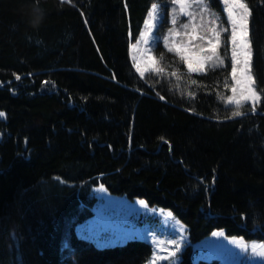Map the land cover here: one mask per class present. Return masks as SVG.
Returning a JSON list of instances; mask_svg holds the SVG:
<instances>
[{"label": "trees", "instance_id": "obj_1", "mask_svg": "<svg viewBox=\"0 0 264 264\" xmlns=\"http://www.w3.org/2000/svg\"><path fill=\"white\" fill-rule=\"evenodd\" d=\"M156 1L0 0V264H146L144 240L76 234L98 188L169 211L179 264H227L192 259L215 230L264 241V0H243L261 98L240 116L228 64L190 72L157 44L164 76L134 71Z\"/></svg>", "mask_w": 264, "mask_h": 264}, {"label": "rangeland", "instance_id": "obj_2", "mask_svg": "<svg viewBox=\"0 0 264 264\" xmlns=\"http://www.w3.org/2000/svg\"><path fill=\"white\" fill-rule=\"evenodd\" d=\"M187 2L193 5L189 11L199 13L195 0H187ZM240 2L245 4L243 0ZM204 4L206 5V15H195V19H192L188 15L181 14L179 5L173 3L172 0L154 2L146 16L139 37L129 44L131 65L141 78L148 74L163 77L164 71L161 69V62L154 55V47L157 44H161L167 50L171 48L172 52L177 53L188 70L189 64H191L190 72L208 71L228 64L232 85L225 104L236 106L235 103H229L228 100L232 97H240L244 94L245 88L243 84L236 85L232 77L233 26L227 11H225L227 4L224 0H217V3H213V0H204ZM154 6L157 8L156 18L149 30L147 22L149 13L152 12ZM174 18L176 19L175 25L172 23ZM212 19L216 20L214 27L219 32V46L216 48L215 55L209 51L211 47L209 40L215 41L216 39L215 35L208 31V28L212 27L208 22ZM182 24H189V28H182ZM172 29H175L174 35H170ZM246 29L247 36L244 39L247 48L238 47L236 50L240 53L241 60H247V71L253 78L249 15L246 18ZM165 38H167V43ZM237 39L240 40L239 32ZM222 47L224 51L221 50ZM209 56L212 59H207ZM240 79V73L237 72V80ZM233 86L237 88L235 93L232 91ZM253 88L256 90L254 78ZM257 94L260 96L258 91ZM244 104L254 107L257 103L253 104L251 100H247L242 101V105ZM95 195L97 201L93 208L94 215L76 226L78 236L92 241L99 247L123 243L132 238L142 239L152 247V254L146 264H170L169 253H176V257L180 260V253L188 244V239L184 226L169 211L149 207L140 199L128 200L125 197L110 195L103 188L95 189ZM175 242L180 244L178 252ZM253 245H264V241L227 237L223 231L215 230L197 243H193V259L216 258L227 264H252L253 261H264V255L259 254V251H264V249H259L257 253H254Z\"/></svg>", "mask_w": 264, "mask_h": 264}, {"label": "snow or ice", "instance_id": "obj_3", "mask_svg": "<svg viewBox=\"0 0 264 264\" xmlns=\"http://www.w3.org/2000/svg\"><path fill=\"white\" fill-rule=\"evenodd\" d=\"M173 3H176L179 5L180 13L183 15H188L190 18L195 19V15L199 14H205L206 15V5L204 4V0H195L197 7L199 8V13H195L194 11H189V9H192L193 5L191 3H188L187 0H172ZM224 2L227 4V8L225 11L228 13L229 20L232 23V43L234 46V50L232 53V77L233 80L236 82V85L243 84L245 88L244 94H242L240 97H232L229 98V103H235L237 110L233 112L234 116H240L241 112L239 109L242 107V101L251 100L253 104H256L260 100V96L257 94V91L253 88V78L250 74H248L247 71V60H241L240 59V53L237 52V48H247V43L245 41V37L247 36V29H246V18L249 15L247 6L240 2V0H224ZM239 10V11H237ZM157 8L156 6L153 7L152 12L149 13V20L147 22V27L150 30L153 25V21L155 20ZM238 17V19H237ZM172 23L176 24V19L174 18ZM209 25H212V27L208 28V31L212 32L216 39L215 41L209 40V45L211 46L209 48V51L215 55L216 48L219 46V32L216 31L214 25L216 24V20L212 19L209 22ZM182 28L187 29L189 28V24H182ZM238 32L240 34V40L238 41L237 36ZM175 34V29L170 30V35ZM147 40L145 39V43ZM165 42L167 43V38H165ZM172 50L171 48L169 49ZM207 59H212L211 56L207 57ZM221 63H223L221 61ZM189 70H192L191 64H189ZM237 72L240 73L241 79L237 80ZM195 83V81H193ZM237 90L236 86H233L232 91L235 93ZM0 115H3V113H0ZM174 239V237H173ZM175 247L177 252L180 250V244L179 242H175ZM259 249H264V245H253V252L257 253ZM260 255H264V251H259ZM170 264H179L178 257H176V253H169ZM168 258V257H166ZM250 259V258H249ZM252 264H264V261H253Z\"/></svg>", "mask_w": 264, "mask_h": 264}, {"label": "clouds", "instance_id": "obj_4", "mask_svg": "<svg viewBox=\"0 0 264 264\" xmlns=\"http://www.w3.org/2000/svg\"><path fill=\"white\" fill-rule=\"evenodd\" d=\"M35 11L39 12V9H35ZM40 18L42 19V13H40ZM29 23H31V21H29ZM34 26H38V25H34Z\"/></svg>", "mask_w": 264, "mask_h": 264}, {"label": "bare ground", "instance_id": "obj_5", "mask_svg": "<svg viewBox=\"0 0 264 264\" xmlns=\"http://www.w3.org/2000/svg\"><path fill=\"white\" fill-rule=\"evenodd\" d=\"M93 208H94V206H93ZM92 211H93V210H92ZM192 251H193V249H192ZM192 259H193V253H192ZM193 261H196V260L193 259Z\"/></svg>", "mask_w": 264, "mask_h": 264}]
</instances>
